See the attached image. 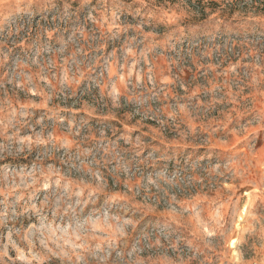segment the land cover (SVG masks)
Segmentation results:
<instances>
[{
	"label": "clouds",
	"instance_id": "obj_1",
	"mask_svg": "<svg viewBox=\"0 0 264 264\" xmlns=\"http://www.w3.org/2000/svg\"><path fill=\"white\" fill-rule=\"evenodd\" d=\"M0 264H264V0H0Z\"/></svg>",
	"mask_w": 264,
	"mask_h": 264
}]
</instances>
